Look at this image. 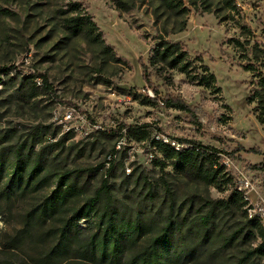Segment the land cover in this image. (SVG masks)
<instances>
[{"label": "rangeland", "instance_id": "1", "mask_svg": "<svg viewBox=\"0 0 264 264\" xmlns=\"http://www.w3.org/2000/svg\"><path fill=\"white\" fill-rule=\"evenodd\" d=\"M123 1L131 5L128 12L117 11L107 0H0V69H10L0 72V145L22 143L34 127H46L34 139L35 151L60 143L50 149L53 168L88 170L81 184L89 197L106 181L119 204L128 209L144 204L146 212L162 218L168 206L162 182L168 185L181 214L191 203L192 212L204 211L203 200L227 199L236 188L247 202L243 209L247 218L258 216L264 226L263 156L249 152L264 153V132L246 104L252 77L239 66V52L227 43L233 38L243 41L236 25L239 22L250 29L251 46L254 41L264 45V0H235L236 24L222 23L201 9H190L177 19L157 9L151 0ZM68 2L79 3L92 17L112 53L66 34L59 11ZM182 20H186L185 29L172 34ZM163 28L166 40L182 43L191 59L202 58L221 89L220 95H214L182 74L169 72L158 77L148 68L154 74L150 80L160 101L177 98L189 106L194 118L161 106L160 101L154 106L142 102L147 90H152L142 79L139 60L148 65L149 50ZM247 55L250 57L249 49ZM115 58L126 60L131 70ZM38 74L47 79L52 94L41 90ZM30 75L36 76L33 82L40 94L22 102L17 90L25 88V78ZM72 110L74 119L65 121V113ZM143 124L150 126L149 141L130 138L127 128ZM8 130L10 134L4 136ZM155 137L171 146L183 139L222 152L221 163L231 185L218 192L179 177L171 166L161 171L155 160L162 156L151 144V140L157 141ZM151 189L155 196L148 205L144 197ZM194 217L193 213L190 219ZM241 218L242 211L224 216L222 221L216 220V230L226 235ZM232 255L231 249L209 264H233Z\"/></svg>", "mask_w": 264, "mask_h": 264}, {"label": "trees", "instance_id": "2", "mask_svg": "<svg viewBox=\"0 0 264 264\" xmlns=\"http://www.w3.org/2000/svg\"><path fill=\"white\" fill-rule=\"evenodd\" d=\"M119 12H128L131 5L123 0H107ZM156 8L174 18H184L190 9H201L213 14L220 22L237 23L238 7L235 0H151ZM157 10L154 12L156 13ZM61 26L71 38H82L98 44L102 52L112 53L92 17L77 2H68L59 11ZM156 15V14H155ZM158 17V16H157ZM241 37L227 41L239 52V66L250 74V92L246 104L264 132V45L254 41L250 45V29L236 24ZM186 20L176 24L172 34L181 33ZM163 28L149 50L148 65L140 58L141 76L151 88L154 99L144 97L143 104L156 105L158 90L151 84L153 68L158 77L162 73L177 72L197 86L220 95L216 78L200 56L191 59L184 45L165 39ZM248 49L250 57H248ZM116 63L131 70L128 62L115 58ZM10 71L1 68L0 72ZM99 75V70H94ZM36 76L26 77L25 88L17 90V99L29 102L39 96L33 82ZM42 91L53 93L47 79L38 74ZM101 77V76H97ZM99 81L104 82L101 77ZM163 106L191 115L193 111L177 98H164ZM46 127H34L31 135L19 144L0 145V264H209L217 256H225L232 249L233 264H263L264 226L258 216L247 218V202L242 192L233 188L227 199L205 201L206 210L192 212L191 203L184 212L176 208V200L166 187L167 212L162 218L154 217L142 207L126 208L119 204L110 186L102 181L92 196H87L81 179L88 170L53 168L50 149L56 142L34 149V139ZM150 126L143 124L127 128V134L137 142H148ZM6 131L4 136H8ZM33 135V136H32ZM4 141V140H2ZM177 141L178 149L169 143L151 140L162 158L155 163L162 171L171 166L174 173L187 181L212 187L223 192L231 179L221 163L222 152L189 140ZM250 153H264L250 149ZM145 185H149L146 184ZM155 194L148 190L144 199L150 205ZM16 205V206H15ZM14 207H17L14 208ZM242 211V218L230 233L216 230V220L234 216ZM196 217L190 219L192 214ZM84 222V226L80 225Z\"/></svg>", "mask_w": 264, "mask_h": 264}, {"label": "built area", "instance_id": "3", "mask_svg": "<svg viewBox=\"0 0 264 264\" xmlns=\"http://www.w3.org/2000/svg\"><path fill=\"white\" fill-rule=\"evenodd\" d=\"M35 82L37 83L38 86H41V82H40L39 80H36ZM146 96L149 97V98H151V99H154V98H155L154 95H153V93H152L150 90H147V94H146ZM160 105L162 106L163 104L160 103ZM63 119H64L65 121L73 120V119H74V111H73V110H72V111H67V112L65 113V116H64ZM155 139H156L157 141H162V142L167 143V141H165V140H160L159 137H155ZM172 146L175 147L176 149L179 148L178 145L175 146V145L173 144Z\"/></svg>", "mask_w": 264, "mask_h": 264}]
</instances>
